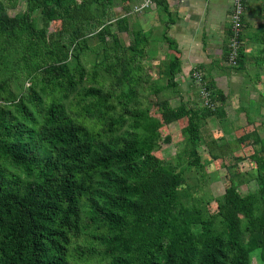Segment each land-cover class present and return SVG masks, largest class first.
Segmentation results:
<instances>
[{"label":"trees","instance_id":"trees-1","mask_svg":"<svg viewBox=\"0 0 264 264\" xmlns=\"http://www.w3.org/2000/svg\"><path fill=\"white\" fill-rule=\"evenodd\" d=\"M28 1V10L14 17L0 5L1 34L7 35L13 29V39L27 49L36 45L31 36L46 40L44 29H36L30 19V13L41 8L44 26L53 20L61 22V31L67 34L62 38L65 39L62 44L67 57V50L85 43L91 27L99 23L97 33H111L115 40L112 49L117 61L113 70L116 82L120 85L128 79L130 85L123 84L120 88L131 87V91L121 90L120 94L127 97L133 92L131 76L134 79L139 68L127 70L129 74L126 75L118 72L120 45L110 29V22L104 21L107 8L112 7L115 0ZM127 1L129 4L123 5L122 10L129 14L133 5L130 4L132 0ZM153 1L172 23L167 0ZM125 20H119L121 30L124 26L128 28ZM146 33L151 32L142 28L132 31L130 47L135 56L126 62L127 65L136 63L138 55L135 53L139 52L138 57L143 56L150 38ZM248 34L242 32L235 69L248 71V65L253 64L259 80L264 71V34L260 38L257 33L250 35L251 40L262 45L255 53L246 49L244 38ZM230 36L231 28L223 51L225 60L230 51ZM49 38L53 39V35ZM163 40L170 49H178L176 41L167 32ZM114 62L107 63L106 68L110 69ZM47 68L52 77L49 82L60 91L75 86L65 62L49 63ZM21 71L16 66V74ZM168 72L167 81L161 83L159 91L168 89L180 96L182 91L175 79L181 72L179 56L171 58ZM191 76L195 78L194 72ZM208 78L202 73L203 85L198 83L200 94L205 97L202 92L205 88L209 96L216 95L215 99L211 97L200 105L182 102L174 108L169 97L160 98L161 123L169 124L184 116L190 125L210 117L224 118L226 111L214 103L216 99L222 101L220 91L216 81ZM88 92L106 96L96 87ZM59 99L57 94L50 97L42 120L35 119L27 105L19 100V115L31 120L32 125L0 107V264H69L70 246L81 230L83 197L91 201L90 217L101 232L94 238L103 244L104 250L99 252L108 258L107 264H252L251 253L243 245L244 231L256 232L254 241L264 256V213L257 214V204H264V161L258 164L257 191L242 196L238 190L239 181L234 178L236 173L231 171V185L225 200L219 202V211L211 218H205L198 206L201 197L187 200L181 194V171L155 155L159 140L154 129L145 128L139 121L141 108L129 113L136 129L131 137L117 148L101 152L96 148V134L84 123L69 121ZM119 100L125 104L129 101L127 98ZM118 121L115 117L112 123ZM191 137L196 144L199 135L195 133ZM33 150L41 151L43 155L39 156ZM211 154L214 158L220 157ZM9 165L24 169L27 176L10 171ZM225 208L246 216L244 228L236 218L228 221ZM220 225H226V231H220Z\"/></svg>","mask_w":264,"mask_h":264},{"label":"rangeland","instance_id":"rangeland-1","mask_svg":"<svg viewBox=\"0 0 264 264\" xmlns=\"http://www.w3.org/2000/svg\"><path fill=\"white\" fill-rule=\"evenodd\" d=\"M140 1L132 0L130 4L134 6ZM29 2L0 0V5L10 17H14L23 15L30 6ZM127 3L129 4L127 0H115L112 7L107 8L104 21L110 22V29L120 45L117 53L120 58L118 72L126 75L129 74L127 70L139 68L134 79L131 76L133 92L129 93V97L120 94L121 90L131 91V87L128 88L126 85L120 88L123 84L130 85L128 79L123 80L119 85L113 74L117 61L116 53L112 49L115 40L111 33H97L100 25L94 24L86 37L87 41L79 47L69 48L66 57L62 44L65 39L62 38L67 34L61 31L63 27L61 22L53 20L50 25L44 26L41 8H35L30 13V19L36 29H44L46 40H42L44 38L38 40L39 38L31 36L37 46L27 49L20 41L13 39V29L9 30L7 35L0 33V107L17 115L28 125H32L31 120L29 123L19 115L17 102L23 101L35 119L42 120L41 116L47 108L50 97L57 94L63 105L64 115L69 121L84 123L92 130L98 141L96 148L101 152L117 148L131 137L136 129L129 113L141 108L139 121L145 128L154 129L159 140L154 151L155 155L165 160L166 164L177 166L183 179L181 194L187 200L200 196L201 202L198 206L202 209L205 218H211L219 211V202L225 200L226 192L231 185L229 176L231 171L236 173L234 178L239 181L238 190L242 196H248L259 189L258 164L264 161V71L258 80L256 67L253 64L248 65L250 67L248 71H237L236 66L229 64L222 56L219 66L223 70L210 75L206 73V76L213 79L217 77L218 81L214 80L222 101L216 99L214 103L224 108L226 116L198 120L191 125L184 116L175 122L162 124L160 98L169 97L172 107L177 108L182 102L200 105L211 100V97L215 99L216 95L210 94L208 95L210 99H206L207 95L204 97L200 94V87L194 79L189 84L180 85L182 91L180 96L174 95L173 91L168 89L159 91L161 83L167 81L169 61L175 56L174 53H170L168 44L163 40L169 23L167 15L165 20L161 19V23L159 21L157 25L152 24L151 29L148 30L151 33H146L150 38L143 56L138 57L139 52H137L136 63L133 62L130 66L126 64L135 56L130 47L132 31L134 28H142L139 21L141 13L123 12L122 6ZM246 4L243 31L246 34L257 33L260 38V35L264 34V0H247ZM253 12L260 13L258 20L253 19L254 15L252 19L250 18ZM119 20L122 22L125 20L128 28L124 26L121 30ZM229 20L231 24V19ZM51 34L53 39L49 38ZM244 41L246 43V38ZM251 41L256 42L254 39ZM256 43L261 45L259 42ZM246 49L249 53L257 51V48L247 43ZM112 61H115L114 66L108 70L106 65ZM60 62L67 64L68 73L75 82L74 87L61 91L54 86V83L49 82L52 77L46 71L49 63ZM16 66L17 69H22L18 74H16ZM93 87L106 96L89 93L88 90ZM126 98L129 99L128 103H120L119 99ZM115 117L119 121L114 124L112 120ZM195 133L199 135L196 144L191 137ZM211 152L220 157L214 158ZM222 152L224 154H221ZM190 153L197 156L192 157ZM37 155L43 154L37 151ZM9 170L22 177L27 176L24 169L9 165ZM237 173L240 176H237ZM81 210V230L73 238L70 246L69 264H107L108 258L101 254L104 246L94 238L101 232L98 224H94L90 217L91 201L88 197H83ZM223 211L228 221L236 218L244 228L247 218L242 212H234L227 208ZM263 213L264 204L259 202L257 214L261 216ZM219 228L220 231L227 229L226 225H220ZM243 236V245L251 253L252 264H264L262 249L254 241L256 232L244 231Z\"/></svg>","mask_w":264,"mask_h":264},{"label":"crops","instance_id":"crops-1","mask_svg":"<svg viewBox=\"0 0 264 264\" xmlns=\"http://www.w3.org/2000/svg\"><path fill=\"white\" fill-rule=\"evenodd\" d=\"M167 2L173 20L166 26V32L176 41L178 48L170 49V53L179 56L181 60V72L175 78L179 85L189 84L194 79L191 73L195 70L209 75L222 71L219 60L223 56L229 35L227 30L229 32L232 0H167ZM141 15L139 21L145 31L150 30L152 24L157 25L159 21L162 22L161 19H166V15H163L161 9L155 5ZM253 15L255 17L253 19L258 20L260 13H251V19ZM250 35L246 36V43L255 48L262 47L251 41ZM214 79L218 81L216 76Z\"/></svg>","mask_w":264,"mask_h":264},{"label":"built area","instance_id":"built-area-1","mask_svg":"<svg viewBox=\"0 0 264 264\" xmlns=\"http://www.w3.org/2000/svg\"><path fill=\"white\" fill-rule=\"evenodd\" d=\"M154 5L153 0H142L136 5L133 6L132 12L135 13H144ZM246 11L245 0H232V9H231V36H230V51L228 55V63L236 66L238 64L239 49L241 45V36L244 26V16ZM194 79L197 83L202 84V73L198 70L194 71ZM203 85V84H202ZM202 92L205 95H208L203 88ZM208 99V96L207 98Z\"/></svg>","mask_w":264,"mask_h":264}]
</instances>
